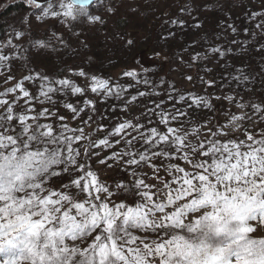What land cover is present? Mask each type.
Returning a JSON list of instances; mask_svg holds the SVG:
<instances>
[{
	"label": "rangeland",
	"instance_id": "1",
	"mask_svg": "<svg viewBox=\"0 0 264 264\" xmlns=\"http://www.w3.org/2000/svg\"><path fill=\"white\" fill-rule=\"evenodd\" d=\"M21 1L25 9L12 13L0 29V57H6L0 59V101L8 102L0 105V115L12 106L10 130H14L21 108L29 109L30 124L31 117L40 114L39 122L54 132L67 126L66 135L72 136L70 130L82 129L85 138L72 143L80 151L77 165L86 161V169L110 191L115 192L117 184L132 188L140 180L149 188H163L171 182L170 169L191 170V163L175 152L171 159L151 156L158 149L149 150L140 135L148 136L153 127L170 138L173 134L167 133V128H177L193 145L205 137L224 143L229 136L242 133L260 138L264 129V0H97L86 8L88 15L74 12L75 19L63 16L59 7L69 0L40 8L28 0H6L0 13ZM50 4L60 16L43 15ZM81 71L84 76L79 75ZM93 76L107 80L119 95L93 93ZM61 79H69L83 93H50V100L41 94L42 86ZM18 84L29 97H23L18 88L7 91ZM196 98L211 106L195 103ZM68 104L78 111L74 113ZM253 105L260 111H253ZM45 109L47 115L43 114ZM177 110L186 114L179 121L171 119ZM161 114L169 117L166 126L159 123ZM120 123L139 124V129L129 127L113 135ZM101 139H107L111 147H90ZM85 150L93 154L86 155ZM126 152L145 153L150 159L130 165L126 161L133 157L121 159L117 155ZM101 159L105 163H100ZM61 167L56 168L59 175L48 181L55 183L53 190L57 192L70 182ZM124 196L139 202L131 193L117 194L113 199L134 207ZM196 219L198 214L184 217L186 223ZM176 231L188 235L186 230ZM134 235L150 244L154 238L137 231ZM253 238H264V225Z\"/></svg>",
	"mask_w": 264,
	"mask_h": 264
},
{
	"label": "snow or ice",
	"instance_id": "2",
	"mask_svg": "<svg viewBox=\"0 0 264 264\" xmlns=\"http://www.w3.org/2000/svg\"><path fill=\"white\" fill-rule=\"evenodd\" d=\"M29 3L41 7L36 0ZM88 3L71 0L59 7L64 10L63 16L75 19L74 12L88 15ZM77 4L79 9L75 8ZM53 8L50 4L43 15L60 16ZM91 79L93 93L119 95L107 80L95 76ZM17 88L23 97L30 96L20 84L7 91L15 92ZM66 90L83 93L69 79H61L42 86L41 94L50 100V93ZM7 103L0 101V105ZM195 103L211 106L203 98H196ZM66 107L78 111L71 104ZM252 109L260 111L258 105ZM28 111L21 108L16 114L14 130L9 124L13 121L12 106L0 115V257H4L0 264H264V238H253L264 225V131L258 139L242 133L239 137L229 136L224 143L219 138L205 137V147V141L198 145L186 142V135L181 136L177 128H167V133L173 134L170 138L153 127L148 136L140 135L149 150L158 149L151 156L171 159L170 154L175 152L191 163V170L170 169L171 182L163 188H149L140 180L132 188L117 184L113 192L86 169V161L77 165L80 151L72 143L85 138L82 129L70 130L72 136L66 135L67 126L64 131L54 132L51 126L39 122L40 114L28 123ZM43 114H48L47 109ZM184 115L177 110L171 119L179 121ZM159 123L166 126L168 115L161 114ZM129 127L138 130L139 124L120 123L112 134ZM100 145L111 147L107 139L90 147ZM85 154L93 153L85 150ZM117 155L121 159L133 157L126 161L130 165L150 159L145 153ZM60 166L69 174L70 182L57 192L53 190L55 183L48 181L59 175L56 168ZM126 193L138 198L139 202L124 196L134 207L113 199ZM189 213L198 214L199 219L186 223L184 217ZM176 230H186L188 235ZM134 231L154 236L151 244Z\"/></svg>",
	"mask_w": 264,
	"mask_h": 264
},
{
	"label": "trees",
	"instance_id": "3",
	"mask_svg": "<svg viewBox=\"0 0 264 264\" xmlns=\"http://www.w3.org/2000/svg\"><path fill=\"white\" fill-rule=\"evenodd\" d=\"M25 7H26L25 3L21 1L18 3L12 4V5H9L3 12H1L0 13V29L4 28L5 25H7V22L9 21V17L12 13L21 11L25 9ZM76 9H79V7ZM88 59L95 61V58H93V56H89ZM262 131H264V129H262Z\"/></svg>",
	"mask_w": 264,
	"mask_h": 264
},
{
	"label": "water",
	"instance_id": "4",
	"mask_svg": "<svg viewBox=\"0 0 264 264\" xmlns=\"http://www.w3.org/2000/svg\"><path fill=\"white\" fill-rule=\"evenodd\" d=\"M29 1V0H28ZM54 1H58V0H36L37 3H39L41 6L54 2ZM71 2V0H69ZM97 0H89V3L87 5H85V8L91 7L92 5H94V3ZM6 2V0H0V7ZM76 7L80 8V5H76Z\"/></svg>",
	"mask_w": 264,
	"mask_h": 264
}]
</instances>
